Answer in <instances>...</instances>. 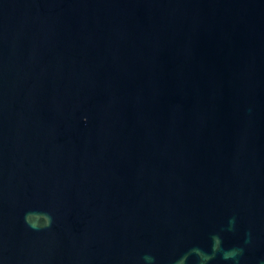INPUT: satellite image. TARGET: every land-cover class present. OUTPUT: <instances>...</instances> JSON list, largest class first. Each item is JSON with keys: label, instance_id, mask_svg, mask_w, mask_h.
I'll return each instance as SVG.
<instances>
[{"label": "water", "instance_id": "obj_1", "mask_svg": "<svg viewBox=\"0 0 264 264\" xmlns=\"http://www.w3.org/2000/svg\"><path fill=\"white\" fill-rule=\"evenodd\" d=\"M0 264H264V0H0Z\"/></svg>", "mask_w": 264, "mask_h": 264}]
</instances>
